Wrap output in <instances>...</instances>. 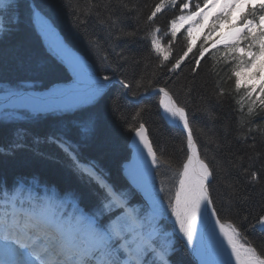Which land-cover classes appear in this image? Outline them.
Here are the masks:
<instances>
[{
  "label": "snow or ice",
  "instance_id": "snow-or-ice-1",
  "mask_svg": "<svg viewBox=\"0 0 264 264\" xmlns=\"http://www.w3.org/2000/svg\"><path fill=\"white\" fill-rule=\"evenodd\" d=\"M13 7L18 9L20 0H0V10L11 11ZM66 7L73 10L77 26L86 27L95 17L112 40L145 33L142 38L147 39L156 63H145L138 77L129 80L121 71L129 63L128 57L117 52L114 64L99 39L89 40L91 50L99 54L101 68L111 75H101L98 69L93 77L89 72L91 83L86 90L74 84L36 94L17 85L6 93L11 107L36 113L82 110V105L95 107L109 94L113 77L120 72L122 78L115 82L127 94L155 96L156 106L162 110L161 119L181 129L183 140L178 151L183 157L175 167L171 157L165 160L171 172V187L163 179L158 188L147 181L140 184L148 198L141 216L128 206V193L109 184L95 163L82 161L78 141L64 133L50 134L46 139L64 153L73 173L100 190V213L107 210L112 215L101 221L96 210L81 206L80 197L61 195L53 188H46L43 197L34 195L39 183L36 177L0 184V264H178L172 257L180 239L190 256L196 258L190 264H264V202L259 212L249 214V227L261 233L259 246L242 230V223L222 215L252 200V195L241 189L234 172L243 176L249 187L264 186V141L258 147L257 135L253 134L264 137V128L255 122L256 117L264 120V0H156L146 14L141 5L113 4L112 0H89L87 5ZM169 11L172 15L159 24L158 14ZM42 12L39 5L29 8L53 56L66 60L76 82L81 81L87 66L78 56H69L55 19ZM122 14L135 21L131 29L123 24ZM197 32L202 33L198 47V37L194 36ZM178 38L181 50L174 56ZM209 61L215 69V94L209 98L199 96V103L190 107L195 77L204 71L202 62ZM133 63L139 65L141 61ZM184 68H189L192 80L177 91L173 85ZM161 77L168 79L162 81ZM226 82L232 84L228 91L222 86ZM222 98L235 102L241 127L246 129V134L237 139L248 145L251 154L229 155L233 149L225 144V136L194 126V113L202 111L203 105L207 109L203 115L208 119L213 106L224 102ZM148 110V106L140 105L132 114L135 123L127 118L125 122L136 137L138 158L155 175L164 166L161 161L166 149L150 136L143 120ZM245 116L251 119L245 121ZM82 120L83 126L76 127L77 136L94 138L99 127L97 119L86 115ZM209 143L219 154L208 155ZM16 147L19 145L9 151ZM245 156L252 163L246 165ZM256 161L262 167L256 168ZM240 219L249 220V216ZM165 220L172 221L171 233L163 226Z\"/></svg>",
  "mask_w": 264,
  "mask_h": 264
},
{
  "label": "trees",
  "instance_id": "trees-1",
  "mask_svg": "<svg viewBox=\"0 0 264 264\" xmlns=\"http://www.w3.org/2000/svg\"><path fill=\"white\" fill-rule=\"evenodd\" d=\"M35 5H39L43 9L42 14L48 13L51 18H54L57 24L58 30L61 32L67 43L76 48L82 55L86 57V60L92 64V66L99 67V54L92 51L89 45V40L99 39L101 44L104 45L107 54H110V59L115 64L117 62L116 52H123L128 57L129 63L121 69L129 80L133 79L134 75H137L144 68L145 63H151L154 65L157 61L152 54L149 53V45L147 39H143L142 36L145 33H138L135 38L132 39H109L102 25L98 24L95 17L89 19V23L86 27L77 26L75 24L72 9L66 7L68 4L87 5L89 0H32ZM103 2V0H101ZM113 4L117 3H129L132 6L141 5L142 12L146 14L152 4L156 0H112ZM30 3L28 0H20V7L17 9L13 7L11 11L3 10L5 14V21L3 23V29L0 32V86L8 87L7 89L16 87L19 85L24 89H44L57 82L64 81L67 77L66 70L46 52L41 40L36 36V31L32 23V17L29 13ZM172 13L169 11L165 14H158L157 22L161 25L164 24ZM83 19V17H82ZM123 24L131 29L135 25V21L131 18L125 19L122 14ZM143 25H141V28ZM183 31V30H182ZM166 40L167 37H164ZM202 38H199L196 42V47ZM66 43V44H67ZM115 49V51H113ZM181 50V41L177 40L173 55L175 56ZM194 47L193 51L195 52ZM134 60H139L141 63L136 65ZM183 67V66H182ZM202 68L204 71L198 72L195 77V91L192 96V103L190 107H195L199 100V96L205 98L212 97L215 94L216 77L214 75L215 69L211 67V62L204 64L202 62ZM97 70V69H96ZM111 75V73H109ZM117 77H121L120 72L115 74ZM167 77H161L162 81L167 80ZM192 77L189 74V68H184L183 73L180 74L179 80L173 85L177 91H180L183 86L190 82ZM225 91L231 89V82H226L222 85ZM112 89H119L113 87ZM120 90V89H119ZM2 91V90H1ZM115 91V90H113ZM112 94V93H111ZM107 96L102 101V106L97 107L94 110L89 111V114L97 115L98 132L94 138H91V142L84 149L83 157L93 163H96L97 167L105 173V168L110 170L112 176H110L111 182H114L118 191L128 193V203L133 206V198L137 196L133 188L129 185L127 180L123 177L119 170L120 162L125 160L128 156L127 139L129 137L130 124L125 122L127 118L132 123H135L133 119V112L140 106H148V111L143 114V120L146 126L149 128L150 136L158 146H162L166 149L165 156L161 163L172 158L173 165L178 164L182 159L183 153L178 151L183 140V135L168 127L159 114V109L156 106V99H144L141 104H133L127 100L120 99V95L117 92L113 95ZM138 96V95H137ZM223 103L213 106V112L211 116L206 119L203 115V111H206L205 106H201L202 111H196L194 113V126L204 127L206 131L209 129L214 130L217 134L225 136V144H230L233 149V153L237 156H244L245 153L251 154L248 150V145L243 141L238 140L237 136L240 134H246V129L241 127L240 113L236 109L235 102L230 98H222ZM93 108V107H92ZM119 109L117 111L116 109ZM103 109V110H102ZM264 116V113H261ZM100 119H99V118ZM61 122H57L53 117L50 125L55 126L54 123H59L60 128L63 129L68 135L76 139V131L74 133L71 130L73 125L80 124L76 119L59 118ZM245 121L250 120L249 117L243 118ZM257 124H260L264 128V120L256 117ZM0 123V139H8L17 131H21L22 128L12 126V124ZM83 125L80 124V127ZM25 131L32 130L37 134L42 133L40 127L28 128L23 126ZM69 132V133H68ZM152 134L155 138H153ZM257 135V145L260 146L264 141V137ZM211 135V133H209ZM78 139V138H77ZM208 139V137H205ZM248 143H251L249 138ZM27 154V155H26ZM26 154L22 155H1L0 153V184L5 181V178L11 179L13 177H24L36 173L34 177L39 180L35 188H41L43 180L53 182L61 190L74 189L76 190V196L80 197L81 205L88 209H94L97 213V218L101 221L105 220L109 216L107 210L100 213L102 204H100L97 197L95 198L92 190L87 186L86 182L82 178L74 174L66 166L60 165L55 162L47 160L43 156L36 155L33 148L28 149ZM219 154L212 143L208 144V155ZM164 160V161H163ZM96 161V162H95ZM245 164L252 163L245 156ZM105 167V168H104ZM255 167H262L260 161L255 162ZM234 178L239 183L241 189H246L251 195L252 200L246 204H241L232 208L231 211H225L222 213L225 217L231 216L237 222L242 223V230L250 240H253L257 246L261 243V233L258 229H252L249 227L251 222V216L260 211L261 203L264 202V186L256 184L249 187L247 181L243 176H236L233 173ZM28 179V178H27ZM161 180V179H160ZM219 187V186H218ZM223 189L221 188V191ZM96 195V194H95ZM137 201H140L138 197ZM140 212V210H138ZM138 212V213H139ZM249 216V220L241 221L240 217ZM172 259L177 261L178 264H190L191 259L188 254L178 252L173 254Z\"/></svg>",
  "mask_w": 264,
  "mask_h": 264
},
{
  "label": "rangeland",
  "instance_id": "rangeland-1",
  "mask_svg": "<svg viewBox=\"0 0 264 264\" xmlns=\"http://www.w3.org/2000/svg\"><path fill=\"white\" fill-rule=\"evenodd\" d=\"M2 15H0V32H1V30L3 29V21L5 20V19H3L2 17H1ZM57 30H58V28H57ZM207 29L205 28V30L204 31H206ZM59 31V30H58ZM59 33L61 34V32L59 31ZM36 36L41 40V41H43L44 42V44L45 45H47L46 44V42H45V40L42 38V35H40L39 36V31H37L36 33ZM62 35V34H61ZM194 36H196V37H198L197 38V40L199 39V38H202V33H200V32H197V33H194ZM41 37V38H40ZM63 37V36H62ZM196 40V41H197ZM47 48H49L48 46H47ZM70 48L73 50V51H75V53L77 52V54L78 55H80L85 61H86V63L87 64H89L91 67H93V69L97 72V70L99 69L97 66L95 67V66H92V64L90 63V62H88L87 60H86V57L84 56V55H82L76 48H74V47H72V46H70ZM50 50V49H49ZM51 51V50H50ZM116 53H117V51H115ZM152 55L156 58V56H155V54L154 53H152ZM58 58V57H57ZM61 61V60H60ZM99 67H100V73H101V75H103V74H109V73H111L110 71L109 72H107V73H105L104 72V70L101 68V66H100V63H99ZM66 69V71H67V73L68 74H70L72 77H73V79L71 80V79H69V82H71V81H73V80H75V77H74V75L72 74V72H71V70L68 68V67H66L65 68ZM97 69V70H96ZM120 77H117V76H114L113 77V80L114 79H119ZM63 82H59V83H56V84H62ZM53 86V85H52ZM117 87V88H119V89H112L113 87ZM8 87H2L1 88V90L2 91H0V100L1 99H4V98H6V93H7V89ZM111 91L109 92V94L107 95V96H109L111 93V95H113V94H115V92H117L118 93V95H120L121 97H119L120 99H122V98H124V99H122V101L124 100H127V101H129V102H131V103H133V104H141L142 102H143V100L142 101H138L139 99H140V97L143 99L144 98V96L142 97V96H140V95H138V96H131L130 94H127L126 93V90H124V89H122L121 87H120V85L118 84V83H114L113 84V86H111ZM113 90H115V91H113ZM107 96H105L103 99H105ZM138 102V103H136V102ZM102 104V101H100V103L99 104H97V107H99V106H102L101 105ZM81 108H88V110L89 111H91V110H94L95 108H96V106L95 107H93L92 108V106H90V105H82L81 106ZM103 110V109H102ZM74 111V112H73ZM77 111H79L78 109H73V110H71V112H73V113H76ZM89 111L88 112H85V113H83V114H80L81 115V117H84V116H86V115H90L89 114ZM69 112V111H68ZM59 113H61V112H44V113H36V112H33V111H31V110H29V109H26V108H10V109H8V110H6L3 114H1L0 116H2L3 115V117H5V118H7V119H20V118H25L26 116H28V115H37V114H41L42 115V117H44L45 118V115L44 114H46L47 116L49 115V114H59ZM63 113H65V112H63ZM94 117V116H93ZM96 117H97V115L95 116V119H96ZM99 118V117H98ZM100 119V118H99ZM82 122H83V120H82ZM166 124V123H165ZM131 134H132V132L129 134V137H128V139H127V147H128V145H129V142H130V136H131ZM152 136H153V138H155L154 137V135L152 134ZM155 140V139H154ZM153 140V141H154ZM155 143V142H154ZM156 144V143H155ZM129 151V150H128ZM35 153L36 152H38V151H34ZM41 152H43V153H45V151L44 150H41ZM42 154V153H41ZM128 155V157L130 156V151L127 153ZM127 157V158H128ZM126 158V159H127ZM125 159V160H126ZM47 160H49V158L47 159ZM125 160H123V161H121L120 162V166H119V170L122 172V169H123V163H124V161ZM49 161H51V160H49ZM164 161V160H163ZM162 165H164V166H162L159 170H158V173L157 174H155L154 175V173H153V171L151 170V174H150V176L148 177V179L146 180L147 182H148V184L149 185H153L154 184V186L156 187V188H158L159 187V184H160V182H161V180L163 179L165 182H166V186H168V187H171V181H170V177H171V172H170V170L168 169V167H167V165L165 164V161L162 163ZM177 165V164H176ZM176 165H173L174 167L176 166ZM112 176V175H111ZM161 179V180H160ZM94 193V192H93ZM94 196H95V198L96 197H99V196H97V195H95V193H94ZM143 198L145 199H143V200H141V202H139L138 204H137V206L139 207V208H145V207H147V204H148V198H147V196H146V194L143 192ZM98 199V198H97ZM165 223H166V225L168 226V228H169V230H168V232L169 231H172V221L171 220H165ZM178 246L180 247V248H178L180 251H183V253H185V254H188V255H190L189 254V250H187V249H185L184 248V246H183V241H182V239H180L179 240V244H178Z\"/></svg>",
  "mask_w": 264,
  "mask_h": 264
},
{
  "label": "water",
  "instance_id": "water-1",
  "mask_svg": "<svg viewBox=\"0 0 264 264\" xmlns=\"http://www.w3.org/2000/svg\"><path fill=\"white\" fill-rule=\"evenodd\" d=\"M34 23L36 24L35 21H34ZM116 80L117 79L113 80V84L116 83L115 82ZM112 85H110V86H112ZM148 97H152V96H148ZM9 106H11V105H10V101L7 98L4 100H0V111L6 107H9ZM177 129L182 133V131L179 127ZM128 150L130 151V159L125 161V163H124V175H125L127 181L141 195L142 189L140 188V184H142L145 181L146 177L149 175V169H147L146 166H143L142 161L138 158L137 148H136V137H135L134 133L131 136L130 144L128 146Z\"/></svg>",
  "mask_w": 264,
  "mask_h": 264
},
{
  "label": "bare ground",
  "instance_id": "bare-ground-1",
  "mask_svg": "<svg viewBox=\"0 0 264 264\" xmlns=\"http://www.w3.org/2000/svg\"><path fill=\"white\" fill-rule=\"evenodd\" d=\"M37 27H38V26H37ZM57 32H58L60 38L63 40V37H62V35L59 33L58 30H57ZM42 38L44 39L43 36H42ZM44 40H45V39H44ZM45 42H46V44H47V46H48V42H47L46 40H45ZM63 42H64V44H65L66 47H67L66 42H65L64 40H63ZM67 48H68V47H67ZM68 49H69V48H68ZM69 56H70V57L78 56L81 60L84 61V64L87 66L86 72H85V74H84L82 80L79 81V82H76V79H75V80H73L72 82H67V83H62V84H54L53 86H50L48 89L44 90L43 92H42V91H40V92H36V94H45V93H47L50 89L57 88V87H61V88H63V87H69V86H72V85H74V84H75V86H76L79 90H86V88H87V87L90 85V83H91V81L88 79V73L90 72V73L93 75V77H94L95 74H96V71H95V70H94L89 64H87L86 61H85L80 55H78L77 53H74V52L71 51L70 49H69ZM58 58L61 60V62H63L66 66H68V68H69V69L71 70V72H72V69H71L69 63H68L66 60H62L60 57H58ZM72 74H73V72H72ZM41 92H42V93H41ZM193 259H194V261L196 260L195 257H193Z\"/></svg>",
  "mask_w": 264,
  "mask_h": 264
}]
</instances>
